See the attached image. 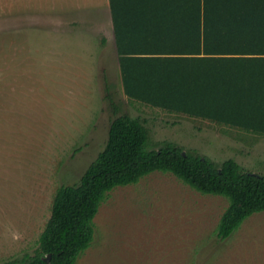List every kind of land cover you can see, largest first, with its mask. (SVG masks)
<instances>
[{
	"label": "rangeland",
	"instance_id": "obj_1",
	"mask_svg": "<svg viewBox=\"0 0 264 264\" xmlns=\"http://www.w3.org/2000/svg\"><path fill=\"white\" fill-rule=\"evenodd\" d=\"M122 114L145 123L152 148L264 176V135L125 96L108 0H0V264L34 253L57 189L79 183ZM227 205L155 171L109 193L76 264H264V211L221 240Z\"/></svg>",
	"mask_w": 264,
	"mask_h": 264
},
{
	"label": "trees",
	"instance_id": "obj_2",
	"mask_svg": "<svg viewBox=\"0 0 264 264\" xmlns=\"http://www.w3.org/2000/svg\"><path fill=\"white\" fill-rule=\"evenodd\" d=\"M108 3L128 99L264 135V0ZM149 147V130L139 117L116 116L105 147L79 183L57 189L34 253L5 264H76L94 239V218L109 193L155 171L227 199L216 227L221 240L264 211V176L234 159L216 165L172 142Z\"/></svg>",
	"mask_w": 264,
	"mask_h": 264
},
{
	"label": "crops",
	"instance_id": "obj_3",
	"mask_svg": "<svg viewBox=\"0 0 264 264\" xmlns=\"http://www.w3.org/2000/svg\"><path fill=\"white\" fill-rule=\"evenodd\" d=\"M108 10H109V13H110L109 3H108ZM110 19H111V13H110ZM111 26H112V20H111ZM112 35H113V30H112ZM113 41H114V38H113ZM117 58H118V55H117ZM118 65H119V62H118Z\"/></svg>",
	"mask_w": 264,
	"mask_h": 264
},
{
	"label": "water",
	"instance_id": "obj_4",
	"mask_svg": "<svg viewBox=\"0 0 264 264\" xmlns=\"http://www.w3.org/2000/svg\"><path fill=\"white\" fill-rule=\"evenodd\" d=\"M50 254H48L46 257H45V260L48 262L50 260Z\"/></svg>",
	"mask_w": 264,
	"mask_h": 264
}]
</instances>
